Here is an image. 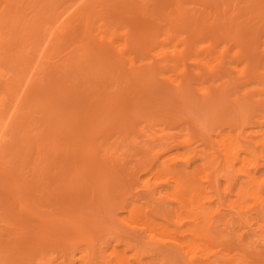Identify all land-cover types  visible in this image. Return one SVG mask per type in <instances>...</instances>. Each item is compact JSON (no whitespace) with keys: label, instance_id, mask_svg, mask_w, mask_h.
<instances>
[{"label":"rangeland","instance_id":"374dc122","mask_svg":"<svg viewBox=\"0 0 264 264\" xmlns=\"http://www.w3.org/2000/svg\"><path fill=\"white\" fill-rule=\"evenodd\" d=\"M0 128V264H264V0H0Z\"/></svg>","mask_w":264,"mask_h":264},{"label":"bare ground","instance_id":"6f19581e","mask_svg":"<svg viewBox=\"0 0 264 264\" xmlns=\"http://www.w3.org/2000/svg\"><path fill=\"white\" fill-rule=\"evenodd\" d=\"M58 24H59V23H58ZM60 25H62L61 22H60ZM62 27H63V25H62ZM61 29H62V28H61ZM52 30H54V29H52ZM55 33H56V31H55ZM53 34H54V33H53ZM42 39H43V38H42ZM51 39H52V38H51ZM40 52H41V51H40ZM41 58H42V56H41ZM36 59H37V58H36ZM38 59H39V58H38ZM37 63H38V62H37ZM37 66H38V65H37ZM33 68H34V67H33ZM35 69H36V68H35ZM28 73H29V72H28ZM1 103H2V102H1ZM8 109H9V108H8ZM9 112H10V111H9ZM5 115H6V114H5ZM1 128H2V127H1ZM1 128H0V129H1ZM234 159H235V161H237V160H238V156L235 155L234 158L232 157V161H233ZM244 174H245V173H244ZM248 225H251V223H250V224L248 223ZM249 227H250V226H249ZM261 239H262V237H261ZM189 258H190L189 260H190L191 262H192L191 259H195V258L190 257V256H189Z\"/></svg>","mask_w":264,"mask_h":264}]
</instances>
